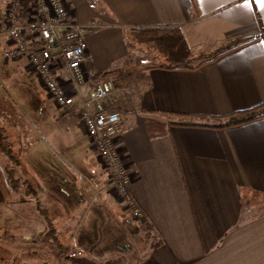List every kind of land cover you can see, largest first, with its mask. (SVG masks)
<instances>
[{
  "label": "crops",
  "instance_id": "1",
  "mask_svg": "<svg viewBox=\"0 0 264 264\" xmlns=\"http://www.w3.org/2000/svg\"><path fill=\"white\" fill-rule=\"evenodd\" d=\"M67 3L77 21L95 23L87 36L88 68L123 72L106 104L120 113L115 145L131 177L129 200L116 196L79 116L55 104L25 56H6L0 10V129L13 150L9 168L25 181L9 198L0 186V207L8 204L0 215L9 226L38 223L43 233L39 199L80 264H103L98 258L107 254L113 262L133 251L140 264H264V118L225 128L174 123L213 124L264 101V6L258 0ZM152 25L178 26L196 54L249 42L198 69L168 70L129 41V27ZM27 202L36 211H27ZM114 237L123 249L106 252Z\"/></svg>",
  "mask_w": 264,
  "mask_h": 264
},
{
  "label": "built area",
  "instance_id": "2",
  "mask_svg": "<svg viewBox=\"0 0 264 264\" xmlns=\"http://www.w3.org/2000/svg\"><path fill=\"white\" fill-rule=\"evenodd\" d=\"M94 26L93 21L83 23L73 18L67 0H7L6 56H25L55 104L79 116L112 178L116 196L129 200L131 177L115 145L120 113L106 104L116 91L115 82H92L96 72L87 65V36ZM86 84L89 87L84 91L82 86ZM131 213L135 218L143 215L134 207Z\"/></svg>",
  "mask_w": 264,
  "mask_h": 264
},
{
  "label": "trees",
  "instance_id": "3",
  "mask_svg": "<svg viewBox=\"0 0 264 264\" xmlns=\"http://www.w3.org/2000/svg\"><path fill=\"white\" fill-rule=\"evenodd\" d=\"M130 43L141 45L142 47L151 46L157 57V64L168 70H195L212 61L220 55L227 53L247 42L233 41L225 46L218 48L212 53L196 54L188 45L181 29L178 26L152 25V26H131L127 29ZM120 68H113L107 71H98L93 76V81L98 82L106 79L117 80L122 75ZM264 118V101L256 106L243 110H235L230 113L218 116L217 122L210 124L205 122L179 121L174 122L179 125L207 126L213 128H225ZM0 150L12 157L11 142L0 134ZM13 170L8 169L5 173L0 169V186L6 198H9L10 188L17 190L22 184L19 178H13ZM7 175V176H6ZM9 183H7V181ZM39 213L46 219L48 230L40 236L43 245L52 243L57 255L63 257L71 264H80L75 258L68 254L67 247L60 240L57 228L50 220L47 211L42 207L39 199L36 202ZM2 264H11L4 260L0 255Z\"/></svg>",
  "mask_w": 264,
  "mask_h": 264
},
{
  "label": "rangeland",
  "instance_id": "4",
  "mask_svg": "<svg viewBox=\"0 0 264 264\" xmlns=\"http://www.w3.org/2000/svg\"><path fill=\"white\" fill-rule=\"evenodd\" d=\"M6 1L7 0H0V10L1 11H4ZM137 46L140 47L141 45H137ZM132 47H134V45H132ZM143 51H144V53H142V55L144 57L150 59L151 61L153 60L155 63H157L158 60H157V57L155 56V51L151 46H149V45L146 46L145 50H143ZM92 82H93V79H92ZM0 134L4 138H6L5 135L3 134V131H1V129H0ZM1 152L2 151L0 150V153ZM11 152H12L11 158H10V156L6 155L4 152L1 153V154L6 155V157H4L3 155H1V157H0V169L4 173L8 169H10L9 167L13 163V161H11V159L13 158V150L12 149H11ZM14 154H16V153L14 152ZM14 158H15V156H14ZM13 173H14L13 178H15V179L19 178L22 182L21 185H23L25 183L24 179H21L20 177H18L16 175V173L14 172V170H13ZM6 181H7V179H6ZM7 183H9V182L7 181ZM8 186L10 188V191L14 190V189H11L10 185H8ZM29 187L30 186H28V188ZM17 190H15V191H17ZM23 195L24 194L20 195V196H22L21 198H23ZM36 202H37V199H36ZM22 204H23V206H25L27 211H33V212L36 211V208H35L36 204L34 205V203H32V202L28 203L27 202V203H22ZM7 205L8 204H6V206ZM6 206L0 207V212L5 211L4 209L6 208ZM38 226H39L38 223L37 224L36 223L28 224L26 221L24 223H22V222H20L19 224L17 223V224H15V226H9L8 220H6L5 218H3L0 215V255L3 257V259L8 261V263H11V264H18L22 260H31V259H36L37 264H71L67 260H65L63 257H60L59 255L56 254V252L54 250V246L52 245V243L47 244V245H43L40 242V240H41L40 236H42L48 230V226H47V230L43 233L39 232L35 229ZM25 233L28 234L27 237L24 236ZM135 235H138V234H135ZM134 238H135V242H137V240H139L135 236H134ZM33 243H39V245L33 246L32 245ZM124 244H126V242ZM128 245L129 244L127 243L126 246H128ZM106 247H108V248H106L107 249L106 252H108L110 249L111 250L123 249V242L119 238L114 237L112 245H108ZM67 250H68V254L71 255L70 254V248L67 247ZM81 250L83 251V249H81ZM100 250H101V248H100ZM111 257H112L111 254H107L106 258L99 257L98 262L103 263V264H140L139 260H138L139 257H138V254L136 253V251H133V253L131 252L130 254H127V256L124 258H120V257L115 258V256H113L114 257L113 262H112Z\"/></svg>",
  "mask_w": 264,
  "mask_h": 264
},
{
  "label": "snow or ice",
  "instance_id": "5",
  "mask_svg": "<svg viewBox=\"0 0 264 264\" xmlns=\"http://www.w3.org/2000/svg\"><path fill=\"white\" fill-rule=\"evenodd\" d=\"M259 3H261V6H264V0H258ZM245 3H248V0H245Z\"/></svg>",
  "mask_w": 264,
  "mask_h": 264
}]
</instances>
